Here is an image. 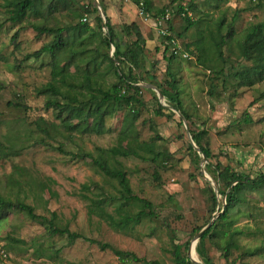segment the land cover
I'll return each instance as SVG.
<instances>
[{
    "label": "rangeland",
    "instance_id": "obj_1",
    "mask_svg": "<svg viewBox=\"0 0 264 264\" xmlns=\"http://www.w3.org/2000/svg\"><path fill=\"white\" fill-rule=\"evenodd\" d=\"M4 1L0 0V142L21 150V155L5 158L0 151V195L33 206L37 214L54 220L57 227L133 253L140 260L138 264H177L178 246H183L182 257L204 264L195 253L199 241L193 231L216 222L226 203L220 194L225 186L207 166L221 164L252 178L264 174V82L241 87L243 82L237 76L255 64L244 56L243 43L250 27L264 23V0H149V18L139 14L133 0H98L122 49L141 52L133 61L142 102L135 105V128L140 141L152 143L162 155L156 163L107 154L115 147L135 148L133 138L124 134L129 108L121 107L107 118L103 135L92 133V120L85 122L84 113L76 109L69 124L78 125L79 132H67L56 111L47 108L49 96L38 94L48 83L62 84V77L55 81L54 70L65 75V88L78 93H89L81 87L87 76L105 90L119 85L105 58L107 53L112 56L115 48L107 49L102 40L107 30L100 31L96 25L100 15L94 13L96 0H38V13L30 12L17 23L9 20ZM165 9L173 14L170 26L176 47L191 56L175 55L169 71L164 56L174 54L152 21ZM188 17L194 26H189ZM83 21L92 32L81 36L79 24ZM35 26L64 28L61 37L67 48L28 60V55L57 39V34L39 35ZM133 26L144 36L142 50L137 49ZM82 37L88 38L84 45L80 43ZM158 59L160 64L154 68ZM130 67V63L122 65L125 73ZM169 73L177 81L190 123H183L155 90L172 80ZM159 103L167 108L165 114L170 109L174 112L172 117L156 114ZM189 129L206 131L203 145L210 149L211 160L205 161L201 153L190 150ZM59 146L70 153H92L99 160L104 158L112 170L125 171L134 194L152 203L155 218H146L141 225L121 232L91 217L90 203L80 198L81 193L115 199L112 203L121 206L126 205L123 192L116 181L95 169L92 160H74L60 153ZM155 172L161 177L160 183L153 179ZM84 185L91 190H83ZM239 196L244 202L230 211L229 220L217 223L219 231L240 233L234 242L231 234L207 239L204 252L216 264H264V188L245 190ZM126 206L125 211H140L133 203ZM107 210L115 213V207ZM0 248V264H117L120 259L97 244L84 240L70 244L66 237L52 236L44 224L19 211L3 214ZM256 250L257 255L248 256Z\"/></svg>",
    "mask_w": 264,
    "mask_h": 264
},
{
    "label": "trees",
    "instance_id": "obj_2",
    "mask_svg": "<svg viewBox=\"0 0 264 264\" xmlns=\"http://www.w3.org/2000/svg\"><path fill=\"white\" fill-rule=\"evenodd\" d=\"M37 1L38 0H5L4 7L9 8V20L13 23H17L23 21L30 12L38 13ZM180 8L182 11L185 10V7L183 6H181ZM149 10L150 1L146 0V11L149 12ZM165 10H163L159 15L164 13ZM185 12L187 11L185 10ZM94 13L97 15L98 13H100L98 8L94 9ZM184 15L186 16L187 13H185ZM187 20L190 27L195 25V23L192 22L189 17ZM96 25L100 31L105 28L107 30L106 36L102 37V40L105 43L107 49L110 50V48L113 46L115 48V52L112 54V56L107 53L105 55V58L109 62L110 68L113 71L114 75L118 78L119 85H114L113 87H110L105 90L102 87L94 85L91 77L87 76L85 81L81 84V87L87 89L89 93H78L76 91L65 88L67 82L65 75L54 70L53 74L55 81L58 77H62L59 81L62 84L58 85L56 83L57 81L48 83L47 85L38 90V94L42 96H49L46 106L47 108H53L56 111L57 119L61 121L62 127L67 132H79L78 125L70 126L69 124L72 120V112L76 109H80V111L84 113L83 120L85 122L92 120V133L96 135H103L107 132V118L113 116L121 107L129 108V116L124 121V134L128 137L133 138L135 148L133 150H123L119 147H115L107 150V154L112 157H134L144 161L150 160L156 163L162 155L156 152L152 143L141 142L138 138L139 134L135 128V121L138 117V111L135 108V105H142V102L138 98V95H140L141 86H139L140 79L134 71L133 61L137 60L138 55L141 52L139 51L138 53L132 48H127V50L125 51L122 49V45L118 43L119 39L115 33L111 20L109 17H107V15L106 21H104L101 14L97 16ZM170 25L169 30L171 32L172 30ZM2 28L3 25L0 24V31ZM132 29L136 32V46L138 47L137 49L142 50V44L143 42H145L144 36L140 33L139 29L136 26H133ZM34 30L38 32L39 35L57 34V39L52 43L46 44L39 51L28 55L26 57L28 60L32 58H40L43 54L55 55L56 53L62 52L67 48V45H65L61 37L64 32V28L54 29L48 27L35 26ZM90 32H92V28L88 24L84 23V21L79 24V33L81 36L86 35ZM86 39L88 38L82 37L80 43L84 45ZM169 40H174L173 34ZM221 46L222 44H219V50ZM243 53L246 58L254 61L255 64L249 69L237 73V76L243 82L241 87H251L255 85L256 82H264V23L254 25L247 30L243 43ZM98 55H100L99 52ZM175 57V55H171V57L164 56L165 60L167 61L168 71L170 70L171 63ZM93 62L94 67L96 68L97 66L95 60H93ZM125 63L131 64L128 73H125L124 69L122 68V65ZM159 64L160 60L158 59L154 62V68H156V66H158ZM200 64L202 66H205L201 60ZM169 75L171 76L172 80L167 82V86L159 85L158 89L163 93L170 107L173 108L175 111L180 112L184 116L185 120L190 123L191 117L188 115L183 106V102L181 100V93L179 91L177 81L175 80L174 76L171 75V73H169ZM148 90L153 92L151 89ZM131 91H134L133 95L130 93ZM166 109L167 108L163 107L162 104L159 103L155 112L158 116L161 117H172V114H174V112H171L172 110L170 109L168 110L170 113L165 114L163 111ZM245 122L249 123L251 121L250 119H246ZM42 123L45 122L43 121ZM46 131L49 133L48 130ZM189 131L194 142L201 149V154L206 156L208 161L211 160L212 154L210 149L203 145V139L207 134L206 131H197L191 129H189ZM189 148L190 150L194 151L192 145H190ZM57 150L66 156H70L74 160H92L95 169L99 173H101L104 177H107L117 182L118 186L123 192L122 196L123 199L126 201V205H130V203H133L134 206L137 205L140 208V211L134 214L130 211L124 210V207L126 205L121 204V206H116L115 204H113L112 202H114L115 199L109 201L108 199H102L103 196L99 198H93L88 196L87 194L81 193L79 195L80 198L90 203L89 215L91 217L96 216L102 219L114 230L121 232L127 231L130 227L132 228L141 225L146 218H155V213L152 209V203L145 199H141L134 194L128 175L125 171L112 170L108 162L104 158L99 160L92 153H70L64 151L62 146H59ZM0 151L5 158L18 157L21 155V150L16 149L14 146H8L1 142ZM196 155L198 159H201L200 155H198L197 153ZM207 169L208 171L214 173L216 175L217 180L225 186L226 190L220 191V194L222 196H225L226 203L223 210H221L223 212L219 216L217 221L214 222L208 229H206L202 233L199 239L197 253L202 258L204 264H216L211 259H209L204 252L206 240H217L218 236L220 235L226 238L229 236V234H231V238L234 242L235 236H237L240 231H235V233L219 231V225L217 222L218 220H229L230 211L244 202L242 197L239 196L241 192L245 190L256 191L264 188V174L262 173L257 178H252L247 174H238L232 171L230 167H223L221 164H217L216 166H214L213 164L208 165ZM153 179L157 183L161 182V177L158 172H155L153 174ZM82 189L90 191L91 187H89L88 185H84L82 186ZM213 203L214 206L217 207L218 199L216 195L213 196ZM108 207H115V213H109L107 210ZM10 211H19L25 214L31 220L38 221L41 224H44L50 235L66 237L70 244H73L78 240H84L91 244H97L102 250L109 249L113 251L123 262H128L130 264H138V262L140 261L133 253L118 250L110 244L101 243L97 240L88 238L81 233L71 231L69 228L57 227L54 223V220H51L46 216L37 214L33 206L26 205L18 200H13L11 198H7L0 195V222L3 219V214ZM115 214H117L118 217H116ZM201 231L202 229L193 232H195V235H198ZM182 248L183 246H178L176 248L177 253L175 256L177 264H195L190 259L181 256L180 252ZM258 252L259 250H256L255 252H248L247 254L248 256H255L258 254ZM147 264L160 263L150 262Z\"/></svg>",
    "mask_w": 264,
    "mask_h": 264
},
{
    "label": "built area",
    "instance_id": "obj_3",
    "mask_svg": "<svg viewBox=\"0 0 264 264\" xmlns=\"http://www.w3.org/2000/svg\"><path fill=\"white\" fill-rule=\"evenodd\" d=\"M137 3V8L139 10V14L142 17L149 18L150 15L146 11V0H135ZM173 14L170 10H165L164 13L161 15L153 18V28L157 32V34L164 38L166 40V44L171 50V53L174 55H180L184 58H191V56L185 52L182 51L179 47H176V42L173 40H169L172 37V33L169 30V25L172 21ZM84 21H87L86 19ZM1 249V248H0ZM4 252V250H2ZM2 252V253H3ZM117 264H130L128 262H123L120 259H118Z\"/></svg>",
    "mask_w": 264,
    "mask_h": 264
},
{
    "label": "water",
    "instance_id": "obj_4",
    "mask_svg": "<svg viewBox=\"0 0 264 264\" xmlns=\"http://www.w3.org/2000/svg\"><path fill=\"white\" fill-rule=\"evenodd\" d=\"M96 2L98 3V7H97V8H98V10H99V12H100L102 18L104 19V21H106V13L103 11V9L101 8V6L99 5L98 0H96ZM155 90L158 92V94H159V98H160V99H164V98H165L164 95H163V93H162L159 89H155ZM171 109H172L173 111H175L173 108H171ZM175 112H177V111H175ZM177 113H178L179 117L183 120V123H185L186 120H185L184 116H183L180 112H177ZM188 135H189V137H190L192 147H193L198 153H201V149H200V148L196 145V143L194 142V140H193V138H192L191 133H190L189 130H188ZM203 158H204L205 161H207V157H206V156L203 155ZM212 224H213V223L209 224L208 227H207L206 229H208ZM206 229L202 230V231L197 235L196 239H197L198 241H199V239H200L202 233H203ZM193 262H194L195 264H203V263H201V262H199V261H193Z\"/></svg>",
    "mask_w": 264,
    "mask_h": 264
},
{
    "label": "crops",
    "instance_id": "obj_5",
    "mask_svg": "<svg viewBox=\"0 0 264 264\" xmlns=\"http://www.w3.org/2000/svg\"><path fill=\"white\" fill-rule=\"evenodd\" d=\"M176 253H177V251H175V255H176ZM195 253L198 254L197 253V247L195 248ZM187 259H189V258H187Z\"/></svg>",
    "mask_w": 264,
    "mask_h": 264
},
{
    "label": "bare ground",
    "instance_id": "obj_6",
    "mask_svg": "<svg viewBox=\"0 0 264 264\" xmlns=\"http://www.w3.org/2000/svg\"><path fill=\"white\" fill-rule=\"evenodd\" d=\"M192 256H193V258L196 260V257H195V254H194V253L192 254ZM197 260H198V259H197ZM198 261H199V260H198Z\"/></svg>",
    "mask_w": 264,
    "mask_h": 264
},
{
    "label": "clouds",
    "instance_id": "obj_7",
    "mask_svg": "<svg viewBox=\"0 0 264 264\" xmlns=\"http://www.w3.org/2000/svg\"><path fill=\"white\" fill-rule=\"evenodd\" d=\"M134 2H135V0H133ZM136 5H137V3H135ZM148 13V12H147ZM149 14V13H148ZM157 17V16H156ZM153 18H155V17H153Z\"/></svg>",
    "mask_w": 264,
    "mask_h": 264
}]
</instances>
